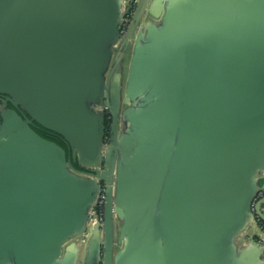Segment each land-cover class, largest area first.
Instances as JSON below:
<instances>
[{
    "label": "water",
    "instance_id": "water-1",
    "mask_svg": "<svg viewBox=\"0 0 264 264\" xmlns=\"http://www.w3.org/2000/svg\"><path fill=\"white\" fill-rule=\"evenodd\" d=\"M134 1L0 0L3 264H55L89 221L100 183L105 220L85 264H241L235 239L258 227L251 203L264 187V0H187L159 25L146 18L169 0H138L122 36L123 6ZM11 120L19 134L6 133ZM34 121L92 170L71 174V159ZM143 127L155 145L145 138L140 148ZM132 181L152 201L150 223L160 215V241L151 224L148 244L132 234L139 206L122 193ZM253 244L264 264V245Z\"/></svg>",
    "mask_w": 264,
    "mask_h": 264
},
{
    "label": "crops",
    "instance_id": "crops-1",
    "mask_svg": "<svg viewBox=\"0 0 264 264\" xmlns=\"http://www.w3.org/2000/svg\"><path fill=\"white\" fill-rule=\"evenodd\" d=\"M185 1H187V0H169L168 4L166 6H164V4L160 3L159 5H157L153 8V14H152V16H148L146 18V22H150L153 24L155 23L156 25H159L156 22L158 20V18L167 16V14H169V12L172 8L183 5ZM113 65H114V58L112 57L110 64H109V68H108L107 72L105 73V81L108 80V77L110 75V71H111ZM126 80H127V78L125 79V81L123 83L124 92H125ZM90 106L93 107L95 112L100 111L102 108L100 103H98L97 105L91 104ZM7 108L14 110V108L11 104H8ZM18 115H19L18 120L22 124L25 123L24 121L26 119L23 118V116L19 112H18ZM28 118L31 119V117L29 115H28ZM30 127L40 138H42L44 140H48L50 142H53V143L57 144L62 150H64L65 155H66V162H68V160L71 159L73 166L78 170V172H75V171L68 169L71 174H73L76 177H79V176L81 177V176H85V173H81V171L88 172V171L92 170L91 168H93V167L87 168V167H85L86 164L83 165V164H80L79 161H76V162L73 161L72 154L70 152V151H72L71 146L65 142V140L63 139L62 136L45 129L40 124H38L36 121H34L33 125H31ZM143 128L145 129L144 135L141 134V128H139L137 130L138 140H139L138 143L140 145V148L143 146V144L145 142V138L150 143V146L155 145V142L153 141L154 140L153 133H151L150 128H145V127H143ZM6 133L7 134H19L16 131L12 120L8 123ZM47 133L55 135L53 137L55 139L48 138L50 136L47 135ZM22 135H24V134H22ZM106 135L108 136L107 131H106ZM130 143L133 145V143L131 141H130ZM113 180H114V193L113 194L115 196L117 193V175H116V173L114 174ZM259 183L261 185H263L264 179L263 178L259 179ZM137 189H139L138 186H136L135 183L132 181L130 183H127V186L124 187L122 193L126 197L127 200L128 199L133 200V202H134L133 209H136V207L139 206L140 214L134 220V225L132 228V231H133L132 234L137 239H139L140 243L143 245V244H148V240L150 239V237L148 236L147 232L151 228L150 227L151 223H150V219H149V210L147 213H144V209H149L152 201H148L149 199L146 197L147 194L145 195V200H142L141 198H139L137 195L138 193L136 192ZM142 191H144V192H140V196L144 197L146 190H144L143 187H142ZM136 198H139V201ZM136 201L138 202V205L136 204ZM144 202H145V205H143ZM123 216H124V214H123ZM117 217L118 216H114L115 225L118 227L123 226L125 223V219H119ZM159 219H160V215L157 214V215H155L154 220L151 221L152 222L151 226L153 227V234H154V240L155 241H158V240L160 241L162 238V236H161L162 228H161ZM259 229H260V227L249 228L248 231L244 235H238L237 238L235 239V244L238 248V253L241 254V258L239 260L241 264H262L261 263L262 252L256 245L253 244V241L257 240V235H258ZM92 230H93V227L90 225V223L88 221L86 223L84 229H82L81 231L74 233L73 235L68 237L66 239V241L61 245L59 256H58L55 264H85L86 259H87V255H88V249H89V245H90ZM119 235H115V237H114V240L116 242L120 238ZM123 239H124V244L127 245L129 239H131V235H129L128 232H125L123 235ZM124 244L118 243V245H116V247L114 248V259H115L116 254L119 253L121 250H123ZM155 251H157L158 257L163 262L164 256L163 255L159 256V249L155 248ZM0 264H3L2 256H0ZM9 264H12V261Z\"/></svg>",
    "mask_w": 264,
    "mask_h": 264
},
{
    "label": "built area",
    "instance_id": "built-area-1",
    "mask_svg": "<svg viewBox=\"0 0 264 264\" xmlns=\"http://www.w3.org/2000/svg\"><path fill=\"white\" fill-rule=\"evenodd\" d=\"M137 1L138 0H135L133 2L134 7L132 9L130 8V4H124L123 6V23L120 29V34L122 36L126 35L128 28L132 22L135 5ZM106 198H107V195H106L105 185L103 183H100V191H99V194L97 196L94 206L91 208L90 216H89V223L92 227L97 226V225L102 226L104 223ZM263 199H264V187H262L260 190L257 191L251 203V211L255 216V221L257 222L258 227H261V228H263L264 226V221L260 218V216L257 215L256 208ZM261 211L264 213V207L261 209ZM257 240L264 245L263 233L258 234Z\"/></svg>",
    "mask_w": 264,
    "mask_h": 264
},
{
    "label": "flooded vegetation",
    "instance_id": "flooded-vegetation-1",
    "mask_svg": "<svg viewBox=\"0 0 264 264\" xmlns=\"http://www.w3.org/2000/svg\"><path fill=\"white\" fill-rule=\"evenodd\" d=\"M105 125H107L106 131H107V134H108V131H109V128H110V125H111V117H110V114L108 113L107 110L105 111Z\"/></svg>",
    "mask_w": 264,
    "mask_h": 264
},
{
    "label": "trees",
    "instance_id": "trees-1",
    "mask_svg": "<svg viewBox=\"0 0 264 264\" xmlns=\"http://www.w3.org/2000/svg\"><path fill=\"white\" fill-rule=\"evenodd\" d=\"M111 117V116H110ZM112 120V119H111ZM47 135H49L50 137H48V138H52V139H55V138H53L55 135H53V134H49V133H47ZM263 229H264V226H263Z\"/></svg>",
    "mask_w": 264,
    "mask_h": 264
}]
</instances>
